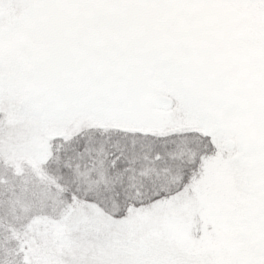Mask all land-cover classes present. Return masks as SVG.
<instances>
[{"label":"snow or ice","instance_id":"snow-or-ice-1","mask_svg":"<svg viewBox=\"0 0 264 264\" xmlns=\"http://www.w3.org/2000/svg\"><path fill=\"white\" fill-rule=\"evenodd\" d=\"M0 264H264V0H0Z\"/></svg>","mask_w":264,"mask_h":264}]
</instances>
